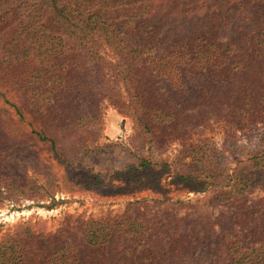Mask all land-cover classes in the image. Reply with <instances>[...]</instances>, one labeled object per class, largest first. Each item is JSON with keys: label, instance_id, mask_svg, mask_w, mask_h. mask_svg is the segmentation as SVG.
<instances>
[{"label": "trees", "instance_id": "1", "mask_svg": "<svg viewBox=\"0 0 264 264\" xmlns=\"http://www.w3.org/2000/svg\"><path fill=\"white\" fill-rule=\"evenodd\" d=\"M0 78L38 124L27 132L0 114L5 199L51 193L39 147L71 170V185L102 190L84 163L113 153L94 130L107 107L158 150L178 143L190 161L176 180L218 190L204 204L227 199L217 215L145 197L120 214L65 217L54 231L19 224L0 236V264H264V195L246 196L264 192V159L223 174L200 129L225 124L229 137L264 124V0H0ZM122 156L107 172L126 193L155 192L172 169L139 149ZM40 170L38 188L28 171Z\"/></svg>", "mask_w": 264, "mask_h": 264}, {"label": "rangeland", "instance_id": "2", "mask_svg": "<svg viewBox=\"0 0 264 264\" xmlns=\"http://www.w3.org/2000/svg\"><path fill=\"white\" fill-rule=\"evenodd\" d=\"M223 36L225 37V34ZM0 108L3 109L0 112L1 116H10L12 120L18 123L19 127L24 128L27 132L38 127L35 119L28 112L20 90L15 86L5 84L1 78ZM100 124L94 127L98 136L96 144L112 145L113 153L109 156H99L93 163L86 161L84 164L88 170L94 171L93 174L100 173L101 176H99L98 181L100 180L101 186L104 185L102 190L94 189V186L83 189L71 185L69 182L70 175H72L71 170L65 169V164L51 157L45 148L39 147L37 149L40 160L52 167H50V176L52 175L50 180L52 184L54 183V188L46 197H42L45 196L42 192V194L31 197L18 194L14 198L5 199L6 189L0 187V192H2L0 195L2 197L0 199V236L12 232L19 224H30L38 230L54 231L68 216L77 217L81 215L86 218L89 216L96 218L109 214H120L127 204L134 201L135 198H167L175 204L180 214L207 212L210 215H217L227 211L224 205L227 199H214L213 204H204L205 200L217 193L218 190H215L214 186L203 183L204 189L198 190L197 186L191 183L183 184L176 180L175 172L186 171L181 164L190 161L178 143L174 142V144L158 150L153 143L143 140L142 136L139 137L133 118L119 113L112 107L103 110ZM223 125L225 124L211 123L204 128L200 127L201 139L205 140L201 146L206 152L215 150L214 162L221 164V170H226L223 174H232L234 169L237 171L236 167L239 163L242 164L247 160L252 162L264 159V155L259 154L264 146V142H261L264 136V124H255L252 130L239 131L229 137L225 133L227 128ZM12 128H15V125H12ZM200 129L198 128L194 134L198 133ZM233 142H235V146L231 147ZM129 149L134 151L139 149L141 155L150 156L158 162L163 161L172 165V169H166L167 171L160 177L159 186L155 188V192L133 190L126 193L124 183L118 178L113 180L110 178L111 175L107 170L120 168L124 161L122 155H125L126 150ZM179 159L182 160L181 163L178 162ZM34 172L28 171V175L36 181L39 188L47 179V173L46 170ZM102 175H106L108 179L106 180V177ZM226 181L220 179L219 183ZM228 181L235 182L234 179ZM263 195V190L256 188L246 196L253 199ZM228 200L232 202L234 197ZM179 204L181 206H178Z\"/></svg>", "mask_w": 264, "mask_h": 264}]
</instances>
